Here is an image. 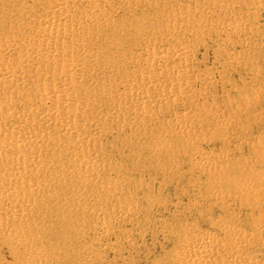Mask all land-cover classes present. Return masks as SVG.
Returning a JSON list of instances; mask_svg holds the SVG:
<instances>
[{
    "label": "bare ground",
    "instance_id": "bare-ground-1",
    "mask_svg": "<svg viewBox=\"0 0 264 264\" xmlns=\"http://www.w3.org/2000/svg\"><path fill=\"white\" fill-rule=\"evenodd\" d=\"M120 2L0 0V264H100L142 237L151 208L171 210L114 196L132 182L110 145L139 172L187 163L210 201L175 205L161 223L171 249L155 264H264V134L231 159L242 116L264 120V70H252L255 93L222 97L224 113L195 61L218 37L219 56L247 68L250 54L226 48L256 30L264 0Z\"/></svg>",
    "mask_w": 264,
    "mask_h": 264
},
{
    "label": "rangeland",
    "instance_id": "rangeland-1",
    "mask_svg": "<svg viewBox=\"0 0 264 264\" xmlns=\"http://www.w3.org/2000/svg\"><path fill=\"white\" fill-rule=\"evenodd\" d=\"M152 1L155 3L157 0ZM114 2L117 6H121L120 0H114ZM42 3L45 5L44 0H41V4ZM243 11L245 12V10ZM148 14L155 15L152 9L148 10ZM259 14L260 15L257 16V19L255 18L253 21L256 25V30L248 31L245 43L242 44L240 41H233L232 43L227 44L228 46L226 48L227 53L244 50L246 53L250 54L253 60L251 61V64L247 63V68L242 67L243 63L230 64L224 56H219L220 47L218 46V37L210 38L209 41L205 44L199 45L197 48L195 61L198 62L200 71L210 73L211 77L214 79V83L211 82L208 86L210 89L208 90L210 95L213 94L216 104L220 106L219 109L222 108L224 113L226 110L224 104H222L223 96L229 95L236 98L239 89L241 90L245 87L246 90L255 93V88L260 82L256 75L252 74L253 68L255 69L258 67L264 70V13L261 12ZM242 118L241 123L246 127L245 130L247 131L237 130L242 127L238 126L236 129L237 133L234 132L232 135L234 145H238L242 148L241 153L232 152V160L244 156L248 157L249 152L247 150L249 149L247 148L246 142L253 138V140H257L258 137L264 134V120L255 122L253 119L248 120L245 117L246 120L243 116ZM241 123H238V125H241ZM119 136L120 135L116 132L115 124L110 131H106V137L107 140H109V143L110 141L112 143V140ZM209 145L210 149H213L217 153L222 149L221 143L218 139H213ZM106 147L108 148L107 152L110 160L114 163L122 162L120 164L124 166L123 176L125 178L127 177L132 182L125 190L114 189L113 194L118 200H124L128 194H133L136 195L142 209H146L147 205L145 204V201L142 200V196L143 194H147L155 199L157 198L161 203H168L171 206V210L167 212L158 206L151 208L153 211H151V213H153L152 219L154 221H152L150 225L142 223L143 225H139L136 229L137 232L144 231L142 237H134L131 246L123 244L120 249L121 253H118L117 255L114 254V251L107 248V253L101 260L100 264H155L164 253L171 249V244L166 241L167 237L162 232L163 229H161V223L167 222L171 225V222L173 221L172 214L173 211L176 210L174 209L176 204L185 207L187 203L190 207L199 208L200 206H204L207 208L210 201L206 197L207 194H205V189H203L204 187H202V189L200 188L198 193V189H194V187L190 185L193 180V174L189 165L185 162L178 169H172L170 166L168 170L170 172L167 174L157 173L156 171L148 172L145 170L139 172L137 170V164H135L136 166L133 163L131 164V162L128 161V158L120 159L121 157L118 156V149H112V145ZM126 151L128 154L129 151L127 149ZM138 184L142 186L141 191H136V185ZM188 211L183 214L185 219L186 217L188 219L191 217V214ZM216 215L217 214L215 213V216ZM162 219L165 220L163 221ZM123 226L126 229L129 225L123 224ZM141 226L142 229L139 228ZM98 231L100 233L99 228L98 230L96 228L94 231L97 236Z\"/></svg>",
    "mask_w": 264,
    "mask_h": 264
}]
</instances>
